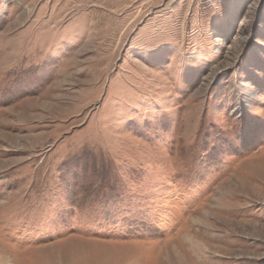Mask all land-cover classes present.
<instances>
[{
    "label": "rangeland",
    "instance_id": "rangeland-1",
    "mask_svg": "<svg viewBox=\"0 0 264 264\" xmlns=\"http://www.w3.org/2000/svg\"><path fill=\"white\" fill-rule=\"evenodd\" d=\"M0 264H264V0H0Z\"/></svg>",
    "mask_w": 264,
    "mask_h": 264
}]
</instances>
